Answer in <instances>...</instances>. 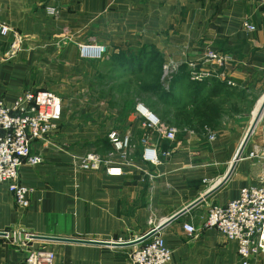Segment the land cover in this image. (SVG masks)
<instances>
[{
  "label": "crops",
  "instance_id": "crops-1",
  "mask_svg": "<svg viewBox=\"0 0 264 264\" xmlns=\"http://www.w3.org/2000/svg\"><path fill=\"white\" fill-rule=\"evenodd\" d=\"M47 5L58 13L48 14ZM246 19L255 31L244 29ZM0 21L24 36L12 60L0 56V99L10 104L25 89H51L64 104L59 130L33 145L43 163L21 170V181L34 188L30 207H18L7 185L0 186V230L22 225L35 234L110 242L141 236L223 180L264 100V5L256 0H0ZM7 37L0 36V55L10 48ZM86 41L107 44L103 60L138 65L148 49L180 64V76L166 78L169 100L153 110L163 126L177 129L174 140L146 127L138 101L111 103L126 90L107 76H93L97 60L82 58L76 46ZM208 51L228 58L216 64ZM189 61L203 76H183L191 72ZM46 75L68 79L46 86ZM7 76H17L16 87L6 86ZM111 131L128 135L129 145L117 149ZM145 139L160 152L161 164L143 159ZM263 144L264 115L229 179L214 192L217 203L259 180L263 162L248 153ZM91 151L104 163L86 171L79 162ZM110 166L121 174H109ZM206 219L202 235L186 234L171 225L176 220L161 230L173 252L168 264H241L236 244L203 228ZM38 241L55 252L54 264L121 263L132 250ZM25 255L0 240V264H19ZM253 264H264V256Z\"/></svg>",
  "mask_w": 264,
  "mask_h": 264
},
{
  "label": "built area",
  "instance_id": "built-area-1",
  "mask_svg": "<svg viewBox=\"0 0 264 264\" xmlns=\"http://www.w3.org/2000/svg\"><path fill=\"white\" fill-rule=\"evenodd\" d=\"M256 1L264 5V0ZM46 11L54 15L58 13V8L47 5ZM242 25L248 31L256 30V25L248 19L244 20ZM8 35L13 36L9 51L16 54L21 48L24 36L11 25L0 21V36ZM78 47L80 56L87 60H100L109 53L107 44L98 41L80 43ZM207 58L216 64H223L228 57L216 51H208ZM187 64L192 67L191 76H203L202 72L197 70L196 61H189ZM177 66L180 64L170 60L165 63L164 78L172 75L178 69ZM136 109L146 119L145 125L149 130L168 140L176 138L177 129L163 126L161 119L142 102L137 104ZM63 114V99L51 89H25L10 104L0 99V186L7 185L15 203L22 209L30 207L34 188L21 181V170L25 165L36 166L43 163L44 156L40 152H34L33 145L48 142L50 136L58 130ZM109 137L117 149L129 145L128 135L120 136L116 131H111ZM213 137V134L209 136ZM144 145L143 159L154 165L161 164L162 157L157 148L150 146L147 139L144 140ZM248 157L263 162V172L259 180L243 187L237 197L226 203L212 204L203 225V228L217 229L228 241L236 244L241 264H253L256 256H264V144L250 151ZM103 163L102 156L96 151H91L82 157L79 166L90 171L100 169ZM106 170L111 175L122 172L120 167L110 166L106 167ZM183 227L188 235L194 236L198 233V228L191 222L184 223ZM2 231L3 237L22 247L36 240L33 237L35 233L26 230L22 225ZM26 252L19 264H54L55 252L49 248L36 247ZM172 260L171 248L164 237L157 233L134 245L127 258L115 264H168Z\"/></svg>",
  "mask_w": 264,
  "mask_h": 264
},
{
  "label": "rangeland",
  "instance_id": "rangeland-1",
  "mask_svg": "<svg viewBox=\"0 0 264 264\" xmlns=\"http://www.w3.org/2000/svg\"><path fill=\"white\" fill-rule=\"evenodd\" d=\"M45 10H46V7H45ZM15 28L20 30V28H17V27H15ZM7 38L10 40L9 44H8V46H10V43L13 40V36L10 35ZM87 42H89V41L76 42V46L78 48V51H79L78 44H80V43L83 44V43H87ZM9 50L10 49L3 50V54L0 55L2 57V59H5L4 61L12 60L16 56V54L20 51L19 50L18 52H16V54H12V52ZM143 51H142V58L143 59H141V62L138 65H136V64H134V65L129 64L128 65L127 62H125V63L120 62L119 63V60L117 58L113 59L114 57L112 59H106V60L100 59V60L94 61V62H96V64H95L96 70H94L93 76H107L112 81H117L114 85L115 87L120 88L123 86V89L126 90L127 95L119 97L118 100H116V97L112 98V99H110L111 103L112 102L113 103H124V102L127 103L129 100L133 99L135 102L138 101V102L145 103L147 105V107H150V110L153 111V110H156L157 107L163 105L166 101L169 100L167 98V96H168L167 91H165L167 88V86H166V80L167 79L164 78L165 75H164V68H163L164 64L167 63L169 60L165 61L164 58L162 57L161 53L159 55H155V54L153 55V54H151V51H149L148 49H146L144 52ZM78 54H79V52H78ZM148 55H151V57H150L151 59L149 60V58H148L149 61L147 62V58H144V56L146 57ZM161 59H163L162 63L158 64V61L161 62ZM188 68H187L188 71H189V69H192L191 66L189 69ZM180 69L181 68L179 66L178 69H176L174 71V73L170 76H180V75H177V73L180 72ZM47 70L48 69L46 68L45 73H47V74L51 73L50 70H48V71ZM183 76H191V72H187V74L184 73ZM16 78H17V76L3 77L4 81L6 82V86H11V87L17 86L16 85L17 83L12 84L14 81H16L15 80ZM66 78H67V76L58 77V76H47L46 75L45 76V79H46L45 85L50 86L52 83L61 84V83H63L64 79H66ZM155 78H156L155 82L161 84L162 90L164 92H161V91L156 92L154 90L153 91H147L145 89L147 87V85L150 84L149 86H153L155 84V83H152ZM122 79L124 81H122ZM120 80L123 83H120L119 82ZM21 89H24V79H23V87ZM216 193H213L212 195H210L209 197H207L206 199H204L203 201H201L200 203L195 205L189 212H187L182 217L176 219V221H174L171 225H174V226L180 225V227H182L184 223L192 222V223H195L199 228L198 233L196 235L204 234L205 232L202 230L201 225H202V222L206 219V217L208 215L210 206L212 204L217 203V199L215 196ZM165 220H163V221H165ZM7 229H10V228H7ZM196 235H194V236H196ZM0 240L2 243L6 244V245L8 244V246L10 248H14V249L18 248V249H22L25 251H28L31 248L43 247L42 245H39V243H41V241H38V239L30 242L25 247L12 244L7 238H5L3 236H0ZM133 246L134 245H132L131 248H133Z\"/></svg>",
  "mask_w": 264,
  "mask_h": 264
},
{
  "label": "water",
  "instance_id": "water-1",
  "mask_svg": "<svg viewBox=\"0 0 264 264\" xmlns=\"http://www.w3.org/2000/svg\"><path fill=\"white\" fill-rule=\"evenodd\" d=\"M264 115V101L260 107V109L258 110L239 150L238 153L236 154V157L231 165L230 170L228 171V173L225 175V177L223 178V180L217 184L216 186H214L213 188L209 189L207 192H205L202 196L198 197L196 200H194L193 202H191L189 205H187L186 207L182 208L181 210H179L178 212H176L175 214L171 215L169 218H167L165 221L161 222L158 224L157 227L153 228L152 230L144 233L141 236H138L137 238L133 239V240H127V241H102V240H97V239H82V238H73V237H63V236H55V235H45V234H33V237L35 239H40V240H48V241H65V242H77V243H88V244H98V245H118V246H132V245H136L139 244L143 241L148 240L149 238H151L153 235L160 233L161 230L169 223L173 222L174 220H176L177 218H179L180 216L184 215L185 213H187L190 209H192L195 205H197L198 203H200L201 201H203L204 199H206L207 197H209L210 195H212L214 192H216L230 177V175L232 174L237 162L242 158V155L245 151V148L247 146V143L252 135V133L254 132L258 122L260 121V119L263 117ZM4 234L3 231L0 230V236H2Z\"/></svg>",
  "mask_w": 264,
  "mask_h": 264
},
{
  "label": "trees",
  "instance_id": "trees-1",
  "mask_svg": "<svg viewBox=\"0 0 264 264\" xmlns=\"http://www.w3.org/2000/svg\"><path fill=\"white\" fill-rule=\"evenodd\" d=\"M144 51H145V49H143ZM142 50V51H143ZM142 51H141V57H142ZM143 51V52H144ZM154 51V52H153ZM151 54H155V55H159L160 54V52L158 51V50H151ZM144 58H145V56H144ZM141 59H143V58H141ZM162 60L163 59H161V62L160 61H158V64H160V63H162ZM156 81V78L153 80V82L152 83H155L153 86H149V85H147V87L145 88L147 91H158V92H164L163 90H162V87H161V84H159V83H157V82H155ZM147 106V105H146ZM63 119V118H62ZM61 122H62V120H61ZM61 122H60V124H61ZM60 124H59V128H60ZM59 128H58V130H59ZM57 130V131H58Z\"/></svg>",
  "mask_w": 264,
  "mask_h": 264
},
{
  "label": "bare ground",
  "instance_id": "bare-ground-1",
  "mask_svg": "<svg viewBox=\"0 0 264 264\" xmlns=\"http://www.w3.org/2000/svg\"><path fill=\"white\" fill-rule=\"evenodd\" d=\"M263 101H264V100H263ZM261 104H262V101L260 102L259 107L261 106ZM259 107H258V109H259Z\"/></svg>",
  "mask_w": 264,
  "mask_h": 264
}]
</instances>
